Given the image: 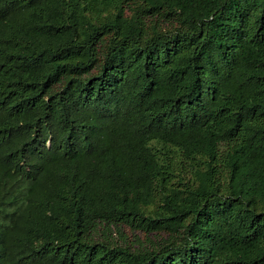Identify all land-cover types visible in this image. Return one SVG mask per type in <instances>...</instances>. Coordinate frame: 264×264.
Returning <instances> with one entry per match:
<instances>
[{"label": "trees", "instance_id": "obj_1", "mask_svg": "<svg viewBox=\"0 0 264 264\" xmlns=\"http://www.w3.org/2000/svg\"><path fill=\"white\" fill-rule=\"evenodd\" d=\"M0 264H264V0H0Z\"/></svg>", "mask_w": 264, "mask_h": 264}, {"label": "bare ground", "instance_id": "obj_2", "mask_svg": "<svg viewBox=\"0 0 264 264\" xmlns=\"http://www.w3.org/2000/svg\"><path fill=\"white\" fill-rule=\"evenodd\" d=\"M134 164V163H133ZM179 242V241H178Z\"/></svg>", "mask_w": 264, "mask_h": 264}]
</instances>
